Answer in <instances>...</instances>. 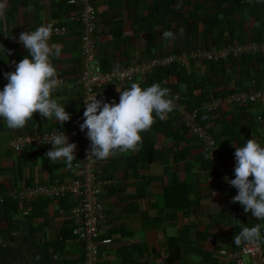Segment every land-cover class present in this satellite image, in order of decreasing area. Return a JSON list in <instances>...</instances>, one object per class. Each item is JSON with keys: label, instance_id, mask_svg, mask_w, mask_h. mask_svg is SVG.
Wrapping results in <instances>:
<instances>
[{"label": "crops", "instance_id": "obj_1", "mask_svg": "<svg viewBox=\"0 0 264 264\" xmlns=\"http://www.w3.org/2000/svg\"><path fill=\"white\" fill-rule=\"evenodd\" d=\"M0 4L5 6L0 15V90L8 83L4 73L15 71L16 63L28 55L23 45L7 37L45 23L64 27V34L49 41L62 49L60 58L51 62L66 82L52 96L71 114L60 126L35 113L18 130L8 129L0 118V264H82L83 243L72 232L76 198L21 196L34 185L70 180L80 155L79 140L69 139L77 144L71 169L63 161L51 163L46 153L52 146L19 151L10 147L18 134L66 133L78 127L83 70L79 6L67 0H0ZM93 4L100 10L89 69L93 73L97 67L103 74L135 62L172 58L133 81H103L95 90L99 98L119 103L117 87L125 90L132 83L145 88L159 83L178 97L166 120L157 118L151 130L141 133L138 150L117 152L100 165L104 175L117 180L101 194L106 220L99 239L112 242L101 244L100 264H223L219 251L238 247L234 236L242 224L264 225L239 203H231L238 190L223 178H235L236 146L252 136L264 145V101L223 105L211 113L204 107L221 96L264 89V57L230 55L208 62L191 59L190 54L199 47L230 49L263 40L264 0H94ZM164 31H172L176 39H163ZM182 107L199 112L227 173L216 168L201 140L182 121L178 112Z\"/></svg>", "mask_w": 264, "mask_h": 264}, {"label": "clouds", "instance_id": "obj_2", "mask_svg": "<svg viewBox=\"0 0 264 264\" xmlns=\"http://www.w3.org/2000/svg\"><path fill=\"white\" fill-rule=\"evenodd\" d=\"M69 3H75V0H69ZM4 7L0 4V15H3ZM52 32V26L45 23L19 35L18 42L27 49L28 55L16 63L15 71L4 73L8 83L0 90V118L8 129L24 128L35 113L48 121H57L60 126L71 119L66 106L52 96L59 77L51 60L60 58L62 53L61 47L49 43ZM162 38L173 41L176 35L164 31ZM95 71L99 73V67ZM117 91L119 103L105 102L97 95L84 99L86 107L79 127L82 131L87 130L88 157L108 159L117 152H135L142 143L141 133L151 130L157 118L166 120L177 107L175 100L178 97H173L171 90L159 83L146 88L140 83H132L125 90L118 86ZM49 144L52 148L46 156L51 163L63 161L71 169L73 161L77 160V144L70 143L62 131L53 133ZM234 157L235 178L225 177L230 186L238 190L231 203H239L246 213L264 221V145L252 136L243 146L235 147ZM262 226L260 223L250 227L242 224L241 231L234 236L235 245L264 241Z\"/></svg>", "mask_w": 264, "mask_h": 264}, {"label": "built area", "instance_id": "obj_3", "mask_svg": "<svg viewBox=\"0 0 264 264\" xmlns=\"http://www.w3.org/2000/svg\"><path fill=\"white\" fill-rule=\"evenodd\" d=\"M69 2V0H67ZM71 5H78L77 12L78 22L81 25V33L79 37V50L82 56L83 70L80 74L79 85L81 92V106L78 117V127L74 130L66 132L69 139H77L80 143L79 159L75 163V170L70 180L65 182L50 183L47 185H34L28 188L22 197L34 196H61L71 194L77 200V205L72 208L73 227L72 232L83 243V261L82 264H100L102 260L101 244H109L112 238L99 239L102 233L103 223L106 220V211L103 204L102 195L104 190L115 185L117 180L104 175L100 165L103 159L89 155L90 141L86 136L87 130H81L79 125L83 123V113L85 111L84 99L96 96V88L101 86L103 81L123 83L133 81L139 75H146L153 70L154 67L169 63L172 58L155 59L145 63L135 62L132 65L118 67L108 72L93 73L90 65L95 56V31L100 10L96 8L92 0H75ZM52 39L55 36L65 33L64 27H52ZM28 31V30H27ZM31 31V30H29ZM23 32V31H21ZM21 32H16L6 38L7 41L13 44H19L18 38ZM243 56L253 55L264 57V39L261 41L245 42L239 46L231 47L230 49H205L197 48L190 54L191 59L215 62L228 56ZM175 58V57H173ZM188 58V57H186ZM185 59V58H184ZM183 59V60H184ZM182 60V61H183ZM66 87V82L59 79V84L53 91ZM52 93V94H53ZM97 98L99 96L97 95ZM264 101V89L260 91H251L249 93L241 92L232 94L227 97L215 99L213 103L206 104L209 113L218 110L221 106H235L236 104H250ZM180 117L190 131L196 135L202 142L205 150L209 154V158L214 161L216 168H219L223 174L228 170L220 163L218 155L219 147L205 126L200 123V114L197 111H190L186 108L179 109ZM60 134V133H55ZM53 133H37L32 134L22 133L16 135L10 141V147L15 150H24L29 147L52 146L50 143ZM214 150V151H213ZM213 156V159L211 158ZM226 176H223L225 178ZM226 183L230 185L227 181ZM223 264H264V241L253 243H242L234 249L222 248L219 251Z\"/></svg>", "mask_w": 264, "mask_h": 264}, {"label": "trees", "instance_id": "obj_4", "mask_svg": "<svg viewBox=\"0 0 264 264\" xmlns=\"http://www.w3.org/2000/svg\"><path fill=\"white\" fill-rule=\"evenodd\" d=\"M231 95V94H230ZM229 96V95H228ZM221 97H226V96H221ZM191 109H193V108H191ZM193 110H195V108L193 109ZM192 112H194V111H192ZM208 115H210V114H203V116L202 117H208ZM201 117V116H200ZM204 119V118H203ZM186 125V124H185ZM190 130V129H189Z\"/></svg>", "mask_w": 264, "mask_h": 264}, {"label": "bare ground", "instance_id": "obj_5", "mask_svg": "<svg viewBox=\"0 0 264 264\" xmlns=\"http://www.w3.org/2000/svg\"><path fill=\"white\" fill-rule=\"evenodd\" d=\"M92 1H94V0H92ZM101 16V15H100ZM97 28H98V26H97ZM201 42H203V41H201ZM97 45V44H96ZM199 46H200V44H199ZM206 47V46H205ZM206 49V48H205Z\"/></svg>", "mask_w": 264, "mask_h": 264}]
</instances>
